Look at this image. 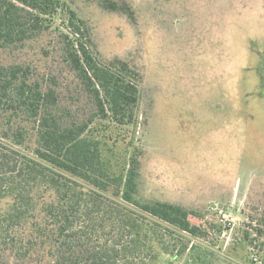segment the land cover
<instances>
[{
	"label": "rangeland",
	"instance_id": "rangeland-1",
	"mask_svg": "<svg viewBox=\"0 0 264 264\" xmlns=\"http://www.w3.org/2000/svg\"><path fill=\"white\" fill-rule=\"evenodd\" d=\"M66 1L86 21L101 61L122 59L141 73L133 124L96 116L61 54L60 18L24 45L0 47V67L29 66L56 89L65 120L91 121L113 173L125 174L139 147L137 197L201 215L191 221L206 223L207 237L187 240L206 246L214 264H264V0H115L124 11ZM19 121L30 132L23 146L1 137L3 123L0 145L33 154V122ZM82 248L63 263L42 250L18 258L7 249L0 264H85L75 260Z\"/></svg>",
	"mask_w": 264,
	"mask_h": 264
},
{
	"label": "trees",
	"instance_id": "trees-1",
	"mask_svg": "<svg viewBox=\"0 0 264 264\" xmlns=\"http://www.w3.org/2000/svg\"><path fill=\"white\" fill-rule=\"evenodd\" d=\"M99 3L125 10L115 0ZM58 18L61 54L92 97L96 116L114 126L133 124L141 73L122 59L101 61L86 21L66 0H0V47L24 45ZM19 119L33 122L37 145L33 154L0 145V254L9 249L25 258L42 250L63 263L80 245L75 260L85 264H175L187 253L183 264H214L206 246L187 240L207 237L206 223L191 221L201 215L137 197L139 147L126 173H113L91 121L65 120L56 89L34 78L29 66H1V137L23 146L30 132Z\"/></svg>",
	"mask_w": 264,
	"mask_h": 264
},
{
	"label": "built area",
	"instance_id": "built-area-1",
	"mask_svg": "<svg viewBox=\"0 0 264 264\" xmlns=\"http://www.w3.org/2000/svg\"><path fill=\"white\" fill-rule=\"evenodd\" d=\"M254 259H255V261L259 262V259H258V257H255Z\"/></svg>",
	"mask_w": 264,
	"mask_h": 264
}]
</instances>
